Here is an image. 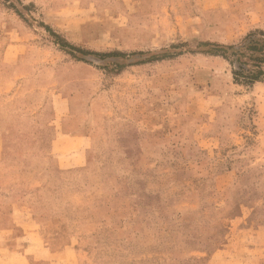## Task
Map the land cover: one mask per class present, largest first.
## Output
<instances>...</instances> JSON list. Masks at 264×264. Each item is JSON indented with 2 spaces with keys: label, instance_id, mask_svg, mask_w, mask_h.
<instances>
[{
  "label": "rangeland",
  "instance_id": "rangeland-1",
  "mask_svg": "<svg viewBox=\"0 0 264 264\" xmlns=\"http://www.w3.org/2000/svg\"><path fill=\"white\" fill-rule=\"evenodd\" d=\"M253 30L264 0H0V264H264V82L208 54Z\"/></svg>",
  "mask_w": 264,
  "mask_h": 264
},
{
  "label": "trees",
  "instance_id": "trees-1",
  "mask_svg": "<svg viewBox=\"0 0 264 264\" xmlns=\"http://www.w3.org/2000/svg\"><path fill=\"white\" fill-rule=\"evenodd\" d=\"M62 47L75 51L67 44H62ZM84 54L92 53L84 52ZM208 54L221 57L229 64L234 84L252 87L264 82L263 30H253L238 44L219 46Z\"/></svg>",
  "mask_w": 264,
  "mask_h": 264
},
{
  "label": "crops",
  "instance_id": "crops-1",
  "mask_svg": "<svg viewBox=\"0 0 264 264\" xmlns=\"http://www.w3.org/2000/svg\"><path fill=\"white\" fill-rule=\"evenodd\" d=\"M46 12H48V8H46ZM30 131L29 132L27 130L14 131V133L10 134V136H12L10 138V140H12V142H17L19 140L23 141L25 139H28L29 137L32 136ZM64 141L65 140L59 141L58 138L56 137V139L53 142H50V148H52V149H50V151H49L50 152L49 157L50 158L52 157L54 159V161L56 162V165H58V168H59L58 170L60 172H69L70 173V172L75 171V172L79 173L80 171L83 170V167L85 165V156L86 155H85L84 145L82 143L79 144V141H78L76 145L71 144V143L68 144L66 149L64 150L62 147V144ZM67 142H70V141L67 140ZM37 145H38V147H45L48 145V143L47 142L42 143L39 141V143H37ZM55 147H56V150H55ZM38 157L41 158V156H39V155H38ZM67 161H72V163H76V164L73 165L72 167H66V166H64V162H67ZM2 179H3V174L0 173V195L2 196L1 198H6V195H8L9 193L6 191V189H2V187H3L1 185ZM36 190H38V188ZM3 196H5V197H3ZM28 208L29 207H23L21 209L25 210ZM28 212H30V210Z\"/></svg>",
  "mask_w": 264,
  "mask_h": 264
}]
</instances>
